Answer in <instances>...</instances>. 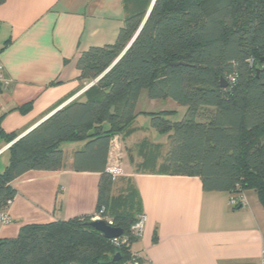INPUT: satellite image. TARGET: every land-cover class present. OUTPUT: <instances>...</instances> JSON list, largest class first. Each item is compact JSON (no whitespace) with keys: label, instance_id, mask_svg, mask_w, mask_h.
Here are the masks:
<instances>
[{"label":"trees","instance_id":"trees-1","mask_svg":"<svg viewBox=\"0 0 264 264\" xmlns=\"http://www.w3.org/2000/svg\"><path fill=\"white\" fill-rule=\"evenodd\" d=\"M152 1L122 0L125 16L115 42L80 54L79 78L94 81L83 99L58 108L17 140L0 128V139L11 143L0 171V211L16 193L14 179L64 167V143H83L73 152V170L100 174L93 215L23 226L16 237L0 239V264H141L130 249L139 238L132 226L143 215L141 200L130 179H121L113 194L116 176L107 172L106 159L112 136L131 134L143 91L185 110L178 120L168 117L175 111L149 114L150 126L167 135V147L163 153L161 144L147 149L141 143L139 169L197 176L204 190L231 196L253 190L264 208V0H154L112 65ZM30 107L27 102L17 110ZM97 215L122 235L108 239L86 224Z\"/></svg>","mask_w":264,"mask_h":264},{"label":"crops","instance_id":"crops-1","mask_svg":"<svg viewBox=\"0 0 264 264\" xmlns=\"http://www.w3.org/2000/svg\"><path fill=\"white\" fill-rule=\"evenodd\" d=\"M124 16L122 0L0 4V65L7 81L0 83V128L19 137L71 100L83 99L88 84L79 78L77 60L90 47L113 44ZM27 102L29 110H17ZM184 110L171 99H149L145 91L138 98L137 117L123 140L121 173L114 177L113 188L122 186L121 179H130L146 216L130 249L141 264H261L264 208L253 190L245 192L246 205L237 208L230 204V192L204 190L197 176L139 169L141 143L147 149L161 144L163 153L167 147V135L150 126L149 114L175 111L168 117L178 120ZM6 145L0 139V149ZM82 146L62 145L61 170H29L11 182L16 192L8 207L11 221L0 224V239L16 237L28 224L95 213L99 172L72 168L73 152ZM5 153L7 149L0 153V171L8 163V157L1 159Z\"/></svg>","mask_w":264,"mask_h":264},{"label":"built area","instance_id":"built-area-1","mask_svg":"<svg viewBox=\"0 0 264 264\" xmlns=\"http://www.w3.org/2000/svg\"><path fill=\"white\" fill-rule=\"evenodd\" d=\"M0 83H7L3 68L0 65ZM122 138L119 134H115L110 139L109 149L107 153L106 159V170L113 176L120 175L121 165H122V158H123V146H122ZM10 146V143L7 144L4 148L0 149V153L7 149ZM12 200H8L7 206L4 210L0 211V224H7L11 221V218L8 214V207L11 204ZM247 203L246 197L244 195L238 194L236 196L230 197V204L233 207H242L245 206ZM102 218L101 216L97 215L93 219ZM146 219V216L143 214L139 217L138 221L134 223L132 226V231L135 235L140 236L143 230V224ZM117 239V238H115ZM133 264H137L134 262ZM261 264H264V253L261 256Z\"/></svg>","mask_w":264,"mask_h":264},{"label":"water","instance_id":"water-1","mask_svg":"<svg viewBox=\"0 0 264 264\" xmlns=\"http://www.w3.org/2000/svg\"><path fill=\"white\" fill-rule=\"evenodd\" d=\"M153 3H154V0L152 1V3H151V5H150V8H149V10H148V12H147V14H146V16H145V18L143 19V21H142V23H141V26L139 27V29H138V31L136 32V34L134 35V37L131 39V41L128 43V45L126 46V48L122 51V53L117 57V59L112 63V65L124 54V52L129 48V46L131 45V43L133 42V40L135 39V37L137 36V34H138V32L140 31V29H141V27H142V25L144 24V22H145V20H146V18H147V16H148V14H149V12H150V10H151V7H152V5H153ZM111 65V66H112ZM110 66V67H111ZM109 67V68H110ZM108 68V69H109ZM107 69V70H108ZM106 70V71H107ZM105 71V72H106ZM104 72V73H105ZM104 73H102V75L104 74ZM102 75H100L96 80H98ZM95 80V81H96ZM94 83V81L93 82H91V83H89L87 86L89 87L90 85H92ZM220 84H221V86L222 87H225L227 84H226V81H225V79H221V82H220ZM50 116V115H49ZM48 116V117H49ZM47 117V118H48ZM25 134V133H24ZM23 134V135H24ZM23 135H20L19 137H17L15 140H17L18 138H20L21 136H23ZM14 140V141H15ZM13 141V142H14ZM11 144V143H10ZM86 224L87 225H89V226H91V227H93L95 230H97V231H99V232H101L102 233V235L105 237V238H108V239H115V238H118V237H120L121 235H122V233H123V229L122 228H120V227H115V226H112V225H110V224H108L107 222H106V220H104V219H102V218H98V219H91L90 221H88V222H86ZM120 258V255H119V253H116L115 254V257H114V260H118Z\"/></svg>","mask_w":264,"mask_h":264},{"label":"rangeland","instance_id":"rangeland-1","mask_svg":"<svg viewBox=\"0 0 264 264\" xmlns=\"http://www.w3.org/2000/svg\"><path fill=\"white\" fill-rule=\"evenodd\" d=\"M168 101H170V100H168ZM162 102H164V101H162ZM162 102H160V103H162ZM166 102H164V104H161L162 106H166V104H165ZM176 118H178V117H176ZM122 144H123V140H122ZM123 146V145H122ZM6 157H8V152L7 153H5V154H3L2 156H1V159H5ZM123 157H124V150H123ZM122 160H123V158H122ZM121 173V172H120ZM119 193V191L117 190V189H115L114 191H113V194L114 195H117Z\"/></svg>","mask_w":264,"mask_h":264}]
</instances>
